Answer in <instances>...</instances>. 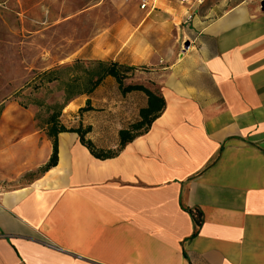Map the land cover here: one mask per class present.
<instances>
[{"label":"crops","instance_id":"crops-1","mask_svg":"<svg viewBox=\"0 0 264 264\" xmlns=\"http://www.w3.org/2000/svg\"><path fill=\"white\" fill-rule=\"evenodd\" d=\"M148 3L72 56L154 67L146 79L165 110L116 156L64 132L57 164L42 171L54 146L39 108L0 104V264H264V0ZM50 12L23 45L5 46L20 54L0 51V65L62 55L39 40L62 22ZM72 103L63 125L90 127L86 140L117 151L148 98L107 77Z\"/></svg>","mask_w":264,"mask_h":264},{"label":"rangeland","instance_id":"rangeland-1","mask_svg":"<svg viewBox=\"0 0 264 264\" xmlns=\"http://www.w3.org/2000/svg\"><path fill=\"white\" fill-rule=\"evenodd\" d=\"M139 5L138 0H0V43L3 46L0 51L11 52L13 50L14 54L16 52L20 54L22 51L19 48L9 49L5 46L23 45L22 42L28 37V30H37V28L46 25L39 15H48V13H52L50 11H53L55 16L60 14L59 18L62 22L58 28H55L52 32H46V36L40 37L39 40L52 47L49 48L51 50L60 49L59 51H63L59 57L48 56L49 61L42 64L24 65L16 63L8 66L1 64L0 104L10 100H17L22 106L26 107L29 105L34 106V103H42L44 109L39 117V122L44 121L54 111V109L48 107L64 103L61 90L65 89L64 83L69 82L73 75L82 77L78 82L80 87L75 91L84 90L87 87L83 68H76L75 65L80 62L81 67H88L90 62L73 61L74 52L102 31L111 30L110 28L117 24H123L125 21L131 22L140 11L147 13ZM73 8H76L77 15L75 21L70 24L68 14L70 10L72 12ZM28 14L30 15L29 27L26 22ZM64 18H67V20L64 21ZM34 47H36L35 44ZM63 60L67 64L54 69L57 70L56 76L60 78V83L39 86L35 83L39 82L38 80H32L36 76L35 73L39 72L38 70L55 65ZM153 68V66L136 67L129 81L132 83H145L155 90L157 83L146 79L153 76L154 71L151 70ZM7 69H9L8 72H6ZM9 77H12V79ZM73 101L62 110L59 117L60 123L63 124V122L71 120V111H75L77 105L72 103ZM1 110L2 106H0ZM95 149L96 151L104 150L97 148V146H95ZM25 180H28V177L22 179L21 182Z\"/></svg>","mask_w":264,"mask_h":264},{"label":"trees","instance_id":"trees-1","mask_svg":"<svg viewBox=\"0 0 264 264\" xmlns=\"http://www.w3.org/2000/svg\"><path fill=\"white\" fill-rule=\"evenodd\" d=\"M75 66L76 68H83V72L85 73L84 78H86L87 81L86 89L75 91V89H79L80 84L78 82L82 79V77L73 75L69 82L64 83L65 89L61 90V92L63 93L62 99L64 100V103L56 105L54 107H48L54 109V111L49 116H47V118L45 117L46 119H44V121L42 122H39V117L43 112L42 110L44 109V106L42 105V103H34L39 108V112L36 115L37 125L38 127L45 128L47 130V136L52 140L54 146L53 155L42 171L50 169L58 162V135L60 133H77L80 136L81 142L86 145L96 157L102 159L112 158L116 156L119 151H121L128 143L132 142L137 137L147 133L154 121L161 116L166 107V101L162 94L159 92L158 87H156L154 90L148 87L145 83H132L129 81L133 72L136 70L135 66L121 64L117 61L111 60L91 61L88 67H81L80 62H77ZM56 72L57 70H51L49 72L40 74L35 79L39 82L35 83L39 86L60 83V78L56 76ZM107 77H112L115 79L122 94L126 95L134 91H140L143 92L148 98V106L140 111V120L131 124L128 129L120 131V147L117 151L113 152L104 150L96 151L93 143L85 139V136L91 131L90 127L84 129L82 126H80L77 129H68L59 121L62 110L66 107V105H68L71 101L78 98L79 96L90 95L104 82ZM87 110H90L89 103L88 107L81 109L82 112ZM192 212L194 213L198 224H200L201 213H198V211Z\"/></svg>","mask_w":264,"mask_h":264},{"label":"built area","instance_id":"built-area-1","mask_svg":"<svg viewBox=\"0 0 264 264\" xmlns=\"http://www.w3.org/2000/svg\"><path fill=\"white\" fill-rule=\"evenodd\" d=\"M177 1L180 2L181 4H187V3H191L193 0H177ZM199 1H202V0H199ZM140 8L142 10H147L149 8L148 0H141Z\"/></svg>","mask_w":264,"mask_h":264},{"label":"water","instance_id":"water-1","mask_svg":"<svg viewBox=\"0 0 264 264\" xmlns=\"http://www.w3.org/2000/svg\"><path fill=\"white\" fill-rule=\"evenodd\" d=\"M264 7V6H263Z\"/></svg>","mask_w":264,"mask_h":264}]
</instances>
